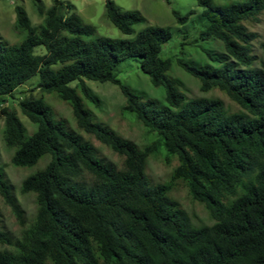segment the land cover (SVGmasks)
I'll list each match as a JSON object with an SVG mask.
<instances>
[{"label": "trees", "instance_id": "obj_1", "mask_svg": "<svg viewBox=\"0 0 264 264\" xmlns=\"http://www.w3.org/2000/svg\"><path fill=\"white\" fill-rule=\"evenodd\" d=\"M197 1L204 7L200 37L220 41L223 49L206 50L210 61L204 64L184 58L176 63L199 80L201 91L219 90L241 110L218 96L183 93L181 80L169 74L173 59L161 56L172 30L148 24L136 32L137 24L147 22L139 10L105 0L107 18L130 35L112 38L94 36L95 27L70 2L36 3L43 18L38 26L23 5L16 6L15 27L27 36L8 44L0 35V106L39 73L38 87L69 103L80 131L56 117L44 96L19 101L36 124L30 135L16 109L1 106L13 164L49 161L22 182L21 191L34 193L37 203L28 226L0 168V195L25 226L15 236L0 219V264H264V41L258 56V34L250 27L264 12V0ZM172 12L181 23L191 14ZM37 46L46 51L36 53ZM133 57L153 85L165 88L164 101L145 97L118 78L115 69ZM86 79L118 84L124 109L158 139L140 147L96 120L87 102L100 99ZM82 132L112 149L121 162L101 154ZM162 148L176 165L169 183H152L148 159ZM176 183L205 204L212 225H192L169 195Z\"/></svg>", "mask_w": 264, "mask_h": 264}, {"label": "rangeland", "instance_id": "obj_2", "mask_svg": "<svg viewBox=\"0 0 264 264\" xmlns=\"http://www.w3.org/2000/svg\"><path fill=\"white\" fill-rule=\"evenodd\" d=\"M44 3L46 7L50 6L53 0H0V35L8 44H20L27 36L25 30L15 27L17 5H23L34 26L41 24L43 18L38 14L36 3ZM65 3H72L76 11L82 16L83 20L95 27L94 36H108L112 38L128 37L122 33L106 16L105 0H62ZM118 6L125 10H139L146 17V23H140L135 26L136 32L146 25H158L169 27L173 35L171 39L164 44L161 56L163 58H172L173 64L169 71L171 76L181 80L180 90L187 94L188 97L200 96H218L225 101L227 106L233 110L242 108L231 102V100L221 91L213 90L203 92L199 87V80L186 72L177 63V58H184L191 62L204 64L210 61L206 55V50H222V44L216 39L203 40L200 33L204 28L202 11L204 7L198 4L197 0H114ZM216 4H228L242 0H214ZM178 10L182 15L188 13L189 17L186 22L181 23L173 14V10ZM251 29L256 31L258 36L254 42V52L262 56L261 42L264 41V12L259 15V21L250 25ZM133 36V35H131ZM89 39V37H87ZM44 46H37L36 53H44ZM140 59L138 57L127 58L122 61L115 72L118 78L125 84H128L135 90L143 93L145 97L165 100V88L152 84L150 77L140 68ZM39 73L29 78L24 84L19 86L15 91V97H9L1 106H10L16 109L24 125L27 127V134L30 135L36 129L33 123L21 111L19 101L27 96L35 97L44 96V99L54 109L58 118H65L69 125L80 131L77 127L72 108L68 102L59 98L55 93L43 92L37 85ZM88 86L100 99L99 103L88 101L87 105L93 110L95 119L109 125L116 130L121 136L132 140L140 147L158 139L155 132H151L143 125L133 112L124 109L126 98L123 95L118 84L110 81L100 82L86 79ZM72 83L71 85H74ZM0 106V168L4 171L6 177L14 187L15 195L24 211L25 226H28L34 219L37 210L36 196L32 192L23 193L21 186L23 180L43 168L49 161V157H44L31 166L19 167L13 164L11 158L14 149L7 146L4 140V116L1 113ZM83 133V132H82ZM85 134L91 139L100 150L101 154L109 160L116 163L121 162L120 157L108 146L96 141L91 136ZM176 165V159L167 160V152L162 148L159 153L151 155L148 159L146 173L152 183H169L171 173ZM169 195L178 200L181 206L188 212L191 223L194 227L199 228L205 225H212L214 220L211 218L205 204L194 200L188 193V190L181 184H174L169 191ZM0 219L5 229L15 236H20L24 227L20 225L10 207L3 201L0 195ZM1 247V245H0Z\"/></svg>", "mask_w": 264, "mask_h": 264}]
</instances>
